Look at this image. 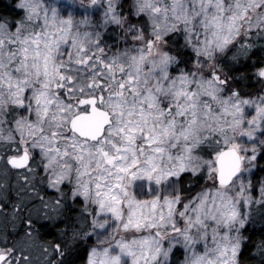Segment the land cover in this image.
Returning a JSON list of instances; mask_svg holds the SVG:
<instances>
[{"label":"clouds","instance_id":"1","mask_svg":"<svg viewBox=\"0 0 264 264\" xmlns=\"http://www.w3.org/2000/svg\"><path fill=\"white\" fill-rule=\"evenodd\" d=\"M0 264H264V0H0Z\"/></svg>","mask_w":264,"mask_h":264},{"label":"trees","instance_id":"2","mask_svg":"<svg viewBox=\"0 0 264 264\" xmlns=\"http://www.w3.org/2000/svg\"><path fill=\"white\" fill-rule=\"evenodd\" d=\"M49 234H51V233H49Z\"/></svg>","mask_w":264,"mask_h":264}]
</instances>
